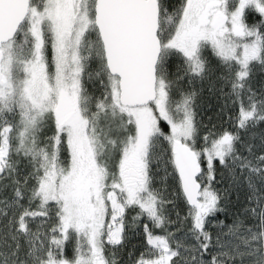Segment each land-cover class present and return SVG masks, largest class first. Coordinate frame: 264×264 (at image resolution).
<instances>
[{"label": "snow or ice", "instance_id": "6c2138e0", "mask_svg": "<svg viewBox=\"0 0 264 264\" xmlns=\"http://www.w3.org/2000/svg\"><path fill=\"white\" fill-rule=\"evenodd\" d=\"M0 264H264V0H0Z\"/></svg>", "mask_w": 264, "mask_h": 264}, {"label": "trees", "instance_id": "16d2710c", "mask_svg": "<svg viewBox=\"0 0 264 264\" xmlns=\"http://www.w3.org/2000/svg\"><path fill=\"white\" fill-rule=\"evenodd\" d=\"M207 114H210V113H207Z\"/></svg>", "mask_w": 264, "mask_h": 264}]
</instances>
